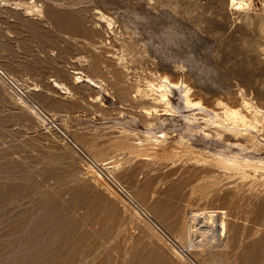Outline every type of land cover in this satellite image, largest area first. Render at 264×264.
I'll return each mask as SVG.
<instances>
[{
    "label": "rangeland",
    "instance_id": "1",
    "mask_svg": "<svg viewBox=\"0 0 264 264\" xmlns=\"http://www.w3.org/2000/svg\"><path fill=\"white\" fill-rule=\"evenodd\" d=\"M31 2L42 16L17 6ZM255 3L264 9V0ZM252 7L238 10L230 0H0V68L25 95L0 79V264H264L263 166L223 170L213 156L264 162V126L255 114L264 110V46L241 47L254 38L241 22ZM136 13L148 22L138 24ZM170 23L186 40L165 54L150 38ZM189 55L216 70L211 83ZM166 78L181 84L169 94L175 110L151 114L164 110L155 90ZM183 86L204 111L185 108ZM224 106L240 110L251 128L208 130L214 139L185 133V116L221 114ZM41 112L106 165L154 224L127 207ZM146 129L160 136L165 129L167 138L150 140ZM209 213L215 226L206 224Z\"/></svg>",
    "mask_w": 264,
    "mask_h": 264
},
{
    "label": "bare ground",
    "instance_id": "2",
    "mask_svg": "<svg viewBox=\"0 0 264 264\" xmlns=\"http://www.w3.org/2000/svg\"><path fill=\"white\" fill-rule=\"evenodd\" d=\"M230 3L232 5H235V7H237L238 10L241 9V8L244 9L245 7H247V9H248V7H251L252 4H253L252 0H230ZM17 6H20V7L21 6L22 7L25 6L26 7L25 9H27L29 11V13H35L36 12L37 14H39V16L43 15V11L40 8L42 6L39 7L38 4H32V2L30 4L29 3L28 4L19 3ZM109 25H111L110 22H109ZM82 78H83L82 76L76 77L77 80H81ZM84 78H85V81L89 82V84L91 83L92 85H95V86L97 85V82L94 79H92L91 77L85 76ZM179 85H181V84L172 83L166 78L164 80V82L160 86H157L158 88L155 91L157 92L158 97L155 98V100L157 101L158 104H162L163 105L164 110L161 113L160 110L157 109V107H155V108L153 107L154 109H153V112L151 114H155V115H159L160 116V115H165L168 112H171L170 109H173V111L175 110V107L173 106V104H172V102H171V100L169 98V94L172 93V89L173 90L178 89L180 87ZM55 86L59 87L61 85L57 84ZM99 87H100V85H99ZM183 87H184V89L182 91V99H183V103L185 105V108H187V109H197V108H199L202 111H204L205 109H203L204 107L202 108L200 102L191 101V99L189 97L190 89L186 88L185 86H183ZM207 110H209V109L207 108ZM202 111L199 110L196 113H193V114H190V115H187V116L184 117V120L186 122V125H185V128H184L185 129L184 130L185 133L189 134L190 136L194 135V134L202 133L206 138H213V135L208 132V130H210V129L211 130L215 129L216 132H218V131H222V132H224V131H232V132H235L236 130H238L239 127H243L244 129L247 130V129L251 128V125H253L252 122L250 120H248L247 116H245L238 109H232V108H229L227 106H224L223 112L221 114H218V113H216L214 111H211V113H208L207 115L203 114ZM159 112H160V114H159ZM201 114H203V115H201ZM255 114L260 117V119L262 121V124L264 126V110H262L260 108H256ZM148 115H149V113H148ZM254 120L256 122H258V119L256 117L254 118ZM165 122H166L165 120L161 121L160 122L161 123L160 126L162 127V125H164ZM157 123H159V122H157ZM150 129L152 130L154 128H150ZM151 130H149V131L147 130V132H144V133H146L149 136L150 140L154 139L155 142H158V143L159 142H164L166 140L167 133L165 132V129H164V131H161L163 136H160L159 134L151 135V133H152ZM246 130H244V131H246ZM240 131H241V129H240ZM217 136L220 137L218 134H217ZM179 138H180V142L182 144H186V146H189L190 148H194L192 143H190V138H188V140H187V136H185L183 134H180ZM213 156H214L215 162L223 170H231V169H233V170H242L246 166H252L254 169H260L263 166V169H264V162H262L261 160H258V162H253L250 158L242 156L240 153L227 154V153H224L223 151H217L216 153L213 154ZM85 172L87 173L88 176H93V172H92L90 167L87 168ZM107 186L111 189V187L108 184H107ZM111 190L113 191V189H111ZM208 215L209 216H208V218H205V221H207L206 224L208 225V227H211L214 224H216V220L214 218L215 215L211 214V213H209ZM204 216L206 217V215H204ZM220 230L222 232L221 235L224 236L226 234L225 233L226 232L225 219L221 223V229ZM199 233L201 234L200 237L205 235V238H206L207 235H206L205 231H201ZM197 235H198V233H197ZM190 246H188V248Z\"/></svg>",
    "mask_w": 264,
    "mask_h": 264
},
{
    "label": "clouds",
    "instance_id": "3",
    "mask_svg": "<svg viewBox=\"0 0 264 264\" xmlns=\"http://www.w3.org/2000/svg\"><path fill=\"white\" fill-rule=\"evenodd\" d=\"M252 3L253 7L242 15L241 22L246 26L249 32L253 33L254 38H243L241 41V47L251 52H258V46H264V9L257 10L255 0H252ZM136 20L138 24H145L148 22V18L138 13H136ZM202 30L203 29H199L197 31L201 32ZM150 39L153 44H159L160 47L165 50V54H168L170 53L168 51L170 48H179L181 42L186 40V37L185 33L179 29V25L170 23L163 27L160 33L154 36V39L153 37ZM154 40L159 41V43H154ZM189 56L195 60L192 55ZM213 56L218 60L220 58L219 51L213 52ZM196 62L206 71L207 75L205 79L211 83V78L216 75V70L205 63L199 61Z\"/></svg>",
    "mask_w": 264,
    "mask_h": 264
},
{
    "label": "built area",
    "instance_id": "4",
    "mask_svg": "<svg viewBox=\"0 0 264 264\" xmlns=\"http://www.w3.org/2000/svg\"><path fill=\"white\" fill-rule=\"evenodd\" d=\"M257 2H259V0H257ZM255 5H258V3H255ZM0 79L11 91L14 92L17 97H19L20 99L25 97L24 89L21 88V85H19L8 74H6L1 68ZM41 115L59 132V135L63 138V140L68 143V145H70V147L83 159L86 164L93 166L102 180L106 181V183L111 187V189H113V191L119 196V198L125 203L127 207L137 213L140 217L154 224L150 212L140 204V202L135 198L132 192L129 191L116 179L112 178L111 175L107 174L106 165L98 163L95 159L84 153L82 149H80L72 139H70L65 133H63L47 115L42 112ZM102 170H105L106 173L104 174Z\"/></svg>",
    "mask_w": 264,
    "mask_h": 264
}]
</instances>
